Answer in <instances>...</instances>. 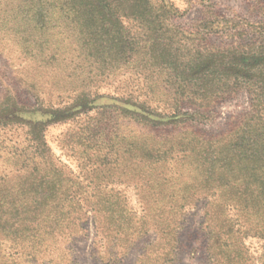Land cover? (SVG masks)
I'll list each match as a JSON object with an SVG mask.
<instances>
[{"label":"trees","instance_id":"trees-1","mask_svg":"<svg viewBox=\"0 0 264 264\" xmlns=\"http://www.w3.org/2000/svg\"><path fill=\"white\" fill-rule=\"evenodd\" d=\"M203 8L199 20L183 29L171 23L183 13L169 0H0V43L27 44L28 26L45 50L47 35L58 34L60 46L55 49L52 42L51 60L60 49L77 52V60L96 71L93 78H113L120 67L136 83L111 98L112 105L82 117L89 128L64 142L74 139L69 147L76 151L77 175L47 147L41 123L26 122L16 104H0L1 126L23 122L28 128L21 147H0V259L50 261V247L81 230L89 215L102 234L113 232L126 242L147 227L143 217L135 226L122 193L111 188L127 183L142 193V212L164 238H176V215L203 201L210 262L264 264V24L240 27L236 19ZM125 21L137 33L128 31ZM211 37L224 41L215 47ZM30 49L23 47L25 54H33ZM161 79L169 89V113L158 111ZM241 92L248 112L218 134L174 137L166 130V137L147 141L133 134V124L190 128L197 119H209L207 108ZM93 108L83 94L63 109L29 113L40 112L55 124ZM184 108L191 114L183 118ZM107 114L126 120L128 138L107 130L102 123ZM251 238L262 243L258 258L246 246Z\"/></svg>","mask_w":264,"mask_h":264},{"label":"rangeland","instance_id":"rangeland-1","mask_svg":"<svg viewBox=\"0 0 264 264\" xmlns=\"http://www.w3.org/2000/svg\"><path fill=\"white\" fill-rule=\"evenodd\" d=\"M169 2L183 13V17L171 23L183 29H190L193 23L199 20L201 12L204 11L203 6L210 7V11L224 18L236 19L240 27L245 24H264V5H260L264 4V0H205L204 3L194 0L189 5L183 0H169ZM124 25L132 34L137 33L131 22L125 21ZM33 33V30L27 26L26 34L31 41L23 46L11 41L0 43V104L4 102L16 104V108L23 112L22 118H25L26 122L33 120L41 123L47 147L73 175H77L80 168L74 157L76 151L71 152L69 147L74 143V139H70L69 143L64 142L72 133L77 134L84 129L86 123L81 122L82 117L94 116L100 105H112L111 98L123 96L126 86H133L136 83L131 82L132 76L129 75L128 70L120 67L112 72L113 78L109 77L105 80L104 76L93 78L96 71L88 67L83 62V58L77 60V55L79 56L77 52L62 53L64 49H60L54 60H51L52 42L55 41L53 44L55 49L60 46L58 34L47 35L49 43L44 50V45L40 47V41L32 35ZM223 41L224 38L211 37L209 44L216 47ZM26 46L31 48L33 54L24 53L23 47ZM65 56L68 57L63 60ZM90 71L92 73H89ZM158 87L156 90L158 93L156 98L159 101L158 111L169 113L167 107L171 98L165 92L169 90L165 89L168 86L161 79ZM83 94L90 98L94 108L92 111L81 114L79 116L81 119L76 117L68 121L48 124L46 117L40 112L29 113L37 108L50 112L59 108L63 109L77 101ZM207 109L209 119L206 121L197 119L191 123L190 128L182 125L176 127L173 124L168 128L160 129L161 127L156 128L151 125L133 124V134L142 141L150 140L154 136L164 138L167 131L174 137L195 135V132H202L204 136L218 134L228 124L235 123L241 115L248 112L249 102L247 96L241 92ZM180 112L182 116L191 114V111L185 108ZM103 119L102 123L107 130L116 132L115 134H119L121 138H128L131 128L127 126L125 119L115 114H107L103 116ZM118 122H121L123 127L118 125ZM27 129L26 123L23 122L0 125L1 149L7 150L14 145L21 147L27 139ZM156 131L158 133L154 135ZM120 144V147L125 149L124 142ZM66 145L68 149L62 148ZM80 152L81 150L78 151ZM0 154H2L1 150ZM2 166L3 158H0V172L3 170ZM111 188L122 193L121 196L136 217L133 218L136 222L135 226L139 225L137 221L140 222L143 217L142 219L147 222L146 230L136 231L126 242H120L121 236L113 232L105 235L101 233V230H97L95 224L97 219L89 215L81 230H76L74 235L64 238L56 248L50 247V261L41 259L33 261L26 257L13 260L11 256V258L7 257L9 258L7 261L0 259V264H212L207 253L210 244H208V233L204 222L205 203L203 201L191 202L180 215H176L174 219L178 221V227H175L176 238H164L160 229H153L152 220L144 216L142 212L144 207L140 204L142 193H138L134 185L123 183L112 185ZM168 217L167 221L173 219L171 216ZM245 243L252 256L258 258L262 243L252 238L247 239ZM256 264L260 262L256 261Z\"/></svg>","mask_w":264,"mask_h":264}]
</instances>
